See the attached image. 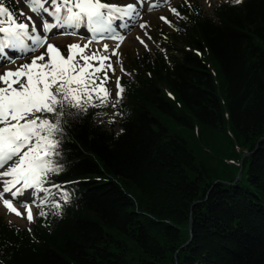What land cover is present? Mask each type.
<instances>
[{
    "label": "trees",
    "instance_id": "obj_1",
    "mask_svg": "<svg viewBox=\"0 0 264 264\" xmlns=\"http://www.w3.org/2000/svg\"><path fill=\"white\" fill-rule=\"evenodd\" d=\"M180 10L121 79V105L63 125L52 179L70 198L60 216L36 208L31 233L0 215V264H264V0ZM245 153L246 182L215 184Z\"/></svg>",
    "mask_w": 264,
    "mask_h": 264
},
{
    "label": "snow or ice",
    "instance_id": "obj_2",
    "mask_svg": "<svg viewBox=\"0 0 264 264\" xmlns=\"http://www.w3.org/2000/svg\"><path fill=\"white\" fill-rule=\"evenodd\" d=\"M24 2L37 20L32 16L22 20V11L14 12L0 0V67L8 69L0 74V204L31 224L35 222L34 207L40 209L38 215L44 220L49 214L60 216L70 198L68 182L52 179L64 171L60 160L63 125L74 122L89 107L116 109L121 105L125 91L121 78L115 80V97L106 86L109 72L114 75L116 71L112 57L117 58L122 72L130 74L123 69L119 46L129 29L148 27L141 22L144 5L149 13L167 6L178 19L186 17L170 7L172 0H132L124 5L107 0ZM160 19L174 27L167 17ZM54 29L55 35L78 36L88 42L68 45L65 54L48 43ZM145 36L151 41L146 31ZM104 40L118 42L110 54L107 43L102 50L87 54L90 44ZM137 40L150 50L143 39ZM17 59L29 62L12 70Z\"/></svg>",
    "mask_w": 264,
    "mask_h": 264
},
{
    "label": "rangeland",
    "instance_id": "obj_3",
    "mask_svg": "<svg viewBox=\"0 0 264 264\" xmlns=\"http://www.w3.org/2000/svg\"><path fill=\"white\" fill-rule=\"evenodd\" d=\"M16 5L18 6V11L17 12H23L24 16L21 17V19H26L27 16H32L33 20H37V17L31 12L30 8H28L25 5L24 0H15ZM217 0H172L170 7L176 8L179 11L181 5H193L194 3L199 4L204 8L205 11L212 13L214 4ZM103 2V1H102ZM132 2V0H112L111 3H115L118 5H124L127 3ZM159 3H163V0L157 1ZM148 5L145 4L143 8V16H142V21L143 23H146L148 27L145 30H141L139 27H133L128 30L126 34V38L124 41L120 44L119 46V54L122 57V66L123 69L126 70L127 73H130V67L131 63L134 61L135 58L139 57L142 53L146 51H150L155 45L157 40L160 37L165 36L166 34L172 32L173 28L170 27L167 23H164L160 17H167L168 20L172 21L176 16L172 15V13L169 11V8L167 6L159 8L157 10H154L152 12L147 11ZM57 30H53V33L49 34V39L48 43L53 44L57 46L61 51V48H64L67 50V46L73 43H80L81 45L86 44L88 41L87 39H82L78 36H71V35H55V32ZM63 31V30H59ZM81 32L84 31V29L80 30ZM145 31L147 32L148 36L151 37V41L147 39L145 36ZM137 37H140L145 41L146 44H148V49L146 50L137 40ZM107 43L109 46V53H111V50L116 47L117 41L113 40H104L101 42H94L89 45L88 49L86 50L87 54H91L95 50H102L103 45ZM43 51V49H41ZM39 54V53H37ZM106 54V55H107ZM15 55V54H13ZM117 58L115 56L112 57V63L113 66L115 67L116 71L115 74L113 75L111 72H109V83L106 85L112 92V95H116V84L115 80L117 77H120L121 79L125 75V72L121 71V64L116 62ZM29 60L27 59H17L13 65H11L12 70H15L17 67L24 63H28ZM6 70L4 67H0V74H3ZM102 75V74H101ZM115 123V126L112 127V124ZM120 123L121 120L117 116L113 115V111L106 112L104 119L101 121V124L107 127L108 129H112L116 131L117 133L120 131ZM243 181L246 182V175H243ZM20 211H24V209H20ZM36 212V207L33 208V213L35 215ZM0 215L9 222H14L21 226L24 229H32V224L27 221L26 218H20L15 216L14 214H10L6 209L3 207L2 204H0Z\"/></svg>",
    "mask_w": 264,
    "mask_h": 264
},
{
    "label": "bare ground",
    "instance_id": "obj_4",
    "mask_svg": "<svg viewBox=\"0 0 264 264\" xmlns=\"http://www.w3.org/2000/svg\"><path fill=\"white\" fill-rule=\"evenodd\" d=\"M157 1H160V0H155V2H157ZM37 27H39V23H37ZM251 155H252V153H245L243 155V157H242V159L240 161V170H239V173L237 175L236 181H234V182H227L226 180L225 181H215V184L218 183V182H221L224 185L225 184H232V185H234L241 178V176L245 172L244 171V167H243V161H244V159L250 157ZM197 204H198V202H196L194 205H197ZM189 219H190V221L188 222V228H189V231H190V227L193 226V223H194V220H193V212L192 211L190 213V218ZM192 238H193V236L191 235L189 241H192Z\"/></svg>",
    "mask_w": 264,
    "mask_h": 264
},
{
    "label": "water",
    "instance_id": "obj_5",
    "mask_svg": "<svg viewBox=\"0 0 264 264\" xmlns=\"http://www.w3.org/2000/svg\"><path fill=\"white\" fill-rule=\"evenodd\" d=\"M192 230H193V227L191 226L190 227V232L192 233ZM190 244V241L185 245V246H187V245H189Z\"/></svg>",
    "mask_w": 264,
    "mask_h": 264
}]
</instances>
